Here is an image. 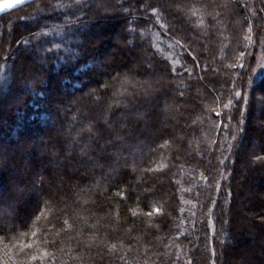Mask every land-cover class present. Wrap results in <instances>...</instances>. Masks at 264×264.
Listing matches in <instances>:
<instances>
[{"label":"trees","instance_id":"1","mask_svg":"<svg viewBox=\"0 0 264 264\" xmlns=\"http://www.w3.org/2000/svg\"><path fill=\"white\" fill-rule=\"evenodd\" d=\"M109 1L108 14L102 0H38L0 17V142L44 138L24 151L47 165L12 178L17 161L0 158V264H250L236 201L255 179L264 189L256 160L260 175L239 179L257 116L264 157V0ZM114 24L116 50H135L154 76L102 60L92 39ZM21 196L29 207L8 217ZM243 199L264 219V191ZM250 224L264 242V222Z\"/></svg>","mask_w":264,"mask_h":264},{"label":"rangeland","instance_id":"2","mask_svg":"<svg viewBox=\"0 0 264 264\" xmlns=\"http://www.w3.org/2000/svg\"><path fill=\"white\" fill-rule=\"evenodd\" d=\"M2 1V0H1ZM120 1H123V0H119L117 1L118 3ZM110 1L109 0H102V2H97L96 5H95V9L98 10V12H101V13H105V14H108V9L107 7L110 5L109 3ZM167 2L165 1V4ZM169 3V2H168ZM107 5V6H106ZM168 5H170V7L172 9L176 8L175 6H171V4L169 3ZM61 5H57L56 9L59 10L61 9ZM40 9V8H38ZM102 29H105L106 33L103 34L102 36H99L97 39H92V41L94 42L95 45H99V47L103 50H105L103 53L101 52V56H102V60L106 63V64H110L113 59L115 57L119 58L121 60L122 63H124L126 66H128L126 69H138L139 68V64H138V60L136 58V51L135 50H131V51H127V50H121V51H117L116 50V47H120V48H123V43L121 42V38L116 36V33L118 32L117 30H119V26L114 24L113 26H102ZM117 29V30H116ZM102 43V44H101ZM102 70H105V73L106 72H109V70L107 69H102ZM264 72V64H260L259 66V69L258 71L256 72L258 74V76H261V74H263ZM261 96L259 95L258 96V103L256 104V111H260L261 110V105H260V102H261ZM95 105H99L98 103H95ZM0 122H2V119L0 118ZM262 122L260 121V119L258 118V116L256 117V119H254V122H253V126L257 129V132H254L252 134V139L254 140L253 141V144L252 145H244L242 147V149H244L249 157L252 159L251 161V165H250V169L247 168V165H242V174H241V177L239 178L240 181H244L245 180V176H246V172H248V174H251V172L254 170H258L259 172V169H260V165L256 163V168L254 167L255 165H253V161L255 160V156H257L258 152L262 149L260 147V145L256 142V137H258V134L261 130H260V126H261ZM44 141V138H37V143L33 140H30V142L28 140H26L25 142L22 143V146L23 144H25V146H23L24 148L22 149H19V146H15V145H9L8 143L6 142H3L1 143L0 142V148L2 146L7 145L6 148L8 149V153H5L6 151L4 150H0V152L2 153V156H4V159L5 161L9 162L11 159H14L17 161V163H15V168H13V166H11L12 169H10V173L9 174V177H12V178H15V177H26L28 174L31 175L32 173L34 175L37 174L38 171L42 170V168H45L47 167V165H44L42 164V168H39L37 170H35L33 168V161H34V158H32L29 155H27V152L24 151V150H28L29 147H33L34 145L36 144H39L40 142H43ZM18 150H23L24 153L22 154L21 152H18ZM22 151V152H23ZM71 152V151H70ZM70 155V154H69ZM44 155L43 154H39V158H43ZM36 158V157H35ZM38 158V157H37ZM36 158V159H37ZM38 158V160H39ZM2 159V158H1ZM48 167L50 168L49 169V174L52 176V177H56V179H59L60 175H61V171H60V167L59 166H53V165H48ZM1 168H3V166H0V170ZM1 173V172H0ZM40 172H38L37 175H39ZM260 175V172L258 173ZM42 176H44L42 179V185L41 186H46V179H45V175L42 174ZM262 176V175H261ZM248 179H246L247 181ZM73 185V184H71ZM4 187L8 190H10L12 192V194H18V195H22L23 191L21 188L18 187V185H8L7 187L4 185ZM150 187V186H149ZM39 188V187H38ZM38 188H30L29 192L30 193H39V189ZM240 191L242 194H244L245 197H261L262 194H263V191L264 189L262 188L261 186V183L257 182V180L255 179V181L253 182V189L250 191L246 190V188H240ZM147 192H151L150 189H147ZM240 198V200H237L236 201V208L237 210H242V223L245 225V227L249 230L247 232V235L245 234V237L247 236V241L245 244H242V250L240 252L244 253V256L247 257V259L249 258L250 260L248 261L250 264H251V259L254 257V255H257L258 257H260L263 261H264V242L258 240V239H255L254 235L252 234V224L251 221H256V223H259V224H263L264 222V219H263V213H261L259 215L258 212H256L254 210V204L250 201V202H247L243 199V197ZM22 197V196H21ZM1 199V197H0ZM28 200L26 197H22L18 200V203L17 205L16 204H12V203H9V208H11V212L10 213H6L8 217H14L16 216L20 209L22 208V206L28 208L29 205L27 204ZM246 209V210H243V209ZM0 221H2L3 223L6 222L4 221L3 219H1ZM250 255H252V258L250 257ZM243 256V255H242ZM240 260V259H239ZM239 260L237 261H231L230 264H239ZM247 261V260H246Z\"/></svg>","mask_w":264,"mask_h":264},{"label":"snow or ice","instance_id":"3","mask_svg":"<svg viewBox=\"0 0 264 264\" xmlns=\"http://www.w3.org/2000/svg\"><path fill=\"white\" fill-rule=\"evenodd\" d=\"M137 3L142 5V0H137ZM80 5H81V0H70V3L68 5H66V7L73 8V7H79ZM22 6H24V0H11L10 3L0 4V13H7L10 9H14L17 7H22ZM147 7H150L153 11V15H155V5H147ZM66 15L73 16V15H75V12H68V13H66ZM47 51L51 52V49H48ZM129 71L130 72H139L141 75H143L145 77H151V76H154L156 74V72L159 70L156 68H153L151 63H147L144 65H141L138 69H129ZM86 95L90 96L91 93H86ZM235 95L237 97H239L240 93H236ZM229 104H231V101H229ZM217 115H220V114L217 113ZM48 148L51 150V153L53 156H56L58 154V152L62 150L58 142L50 143L48 145ZM0 158H2V153H0ZM255 160L257 162H260L261 164H264V157H262V156H256ZM49 182L54 183V180L49 181ZM156 211L159 212V209H157ZM149 215H151V213H149ZM4 226H5L4 223L2 221H0V230H2ZM213 254H215V253H213ZM239 264H246V262L240 261Z\"/></svg>","mask_w":264,"mask_h":264},{"label":"water","instance_id":"4","mask_svg":"<svg viewBox=\"0 0 264 264\" xmlns=\"http://www.w3.org/2000/svg\"><path fill=\"white\" fill-rule=\"evenodd\" d=\"M35 1H38V0H24V6H26V5L30 4V3H33ZM10 2H11V0H2V1H0V4L10 3ZM20 8L21 7H17V8H14V9H10L7 13H0V17H2L5 14H8L9 12H12L14 10L20 9Z\"/></svg>","mask_w":264,"mask_h":264}]
</instances>
